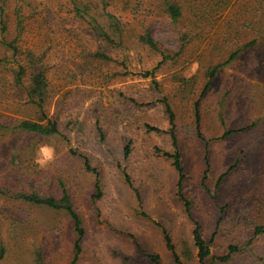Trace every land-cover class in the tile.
I'll use <instances>...</instances> for the list:
<instances>
[{
	"label": "rangeland",
	"instance_id": "1",
	"mask_svg": "<svg viewBox=\"0 0 264 264\" xmlns=\"http://www.w3.org/2000/svg\"><path fill=\"white\" fill-rule=\"evenodd\" d=\"M164 1L0 0V264H201L196 224L204 264H264V0H169L176 21ZM28 51L42 108L27 93L33 69L15 80ZM17 120L61 134L3 126ZM42 143L55 149L44 168ZM63 191L84 229L78 253L68 214L15 196Z\"/></svg>",
	"mask_w": 264,
	"mask_h": 264
},
{
	"label": "trees",
	"instance_id": "2",
	"mask_svg": "<svg viewBox=\"0 0 264 264\" xmlns=\"http://www.w3.org/2000/svg\"><path fill=\"white\" fill-rule=\"evenodd\" d=\"M78 0H71V2L76 6ZM165 5V11L170 15L171 19L173 21H176L178 17L181 15V10L180 7L174 3L173 1L165 0L164 1ZM5 10L0 4V30L2 33H4L7 30V25H6V20H5ZM109 18L114 20L113 27L116 29L117 32H120L119 28V19L114 17L113 15L109 14ZM98 27V28H97ZM93 27L94 30L99 34V36L107 41H112L113 39L108 35L107 33L103 32L100 26ZM141 40L145 42L150 48L154 50H158V45L157 42L154 40L152 35L150 33H147L146 35H143L141 37ZM6 44L8 48H11L13 50L18 51V48L14 45V41H2ZM237 55V52H234L230 55L228 60L225 63L231 62ZM20 62V61H17ZM222 65H215L211 67L208 72H207V83L206 87H209L212 79L216 76L218 73L219 68ZM27 68H30V70L33 69L31 72V77H30V83H29V88H28V96L30 100L35 103L38 107L42 108L43 103L46 98V78L44 71L42 69V66H38L37 62L35 61V57L33 54H31L29 51L26 53V61L25 64H20L18 65V69L15 71V80L17 83H23L22 81V76L26 73ZM148 73H145L144 76H147ZM168 111L170 113L171 119L173 117L172 110L170 106L168 105ZM196 118L197 122H199V114L198 111L196 112ZM5 126V128H12L14 131H22L26 133H31V134H37L40 136L44 137H49V136H54V135H60V131L58 129V124L56 121H51L49 120L47 124H42L39 122H34L30 120H17L13 125L11 126ZM125 152L128 153V148L125 149ZM168 156H172L174 158V165L178 171H181V166H180V160H179V155L174 154L171 155L169 153H165ZM84 164L85 168L87 170H91L90 163L86 157H84ZM18 198H22L27 202L34 203V204H39L46 206L48 208L56 209V210H62L68 216L71 218L74 224V230L77 234V240L75 242V249L76 252L78 253L80 250L79 247V242L81 240V237L84 234V229L82 228L81 225V220L80 216L78 215L76 209L72 205V202L70 200V197L66 191L62 192L61 197L57 198L54 196H40L35 193H19L15 195ZM263 231L261 228H257L256 233H259ZM193 235H194V242L195 245L198 248V257L199 261L201 264H204L205 258L209 255V249L207 247V244L205 240L202 238L200 232H199V226L196 224L194 230H193ZM165 240L167 241L168 246L172 249V246L170 244V238L167 233H165ZM234 247H230V251H234ZM175 260L179 262L178 257L176 254H174ZM229 254L226 256H220L217 257L218 260L220 261H226L229 259ZM152 260L157 263L158 259L157 256L152 257Z\"/></svg>",
	"mask_w": 264,
	"mask_h": 264
},
{
	"label": "clouds",
	"instance_id": "3",
	"mask_svg": "<svg viewBox=\"0 0 264 264\" xmlns=\"http://www.w3.org/2000/svg\"><path fill=\"white\" fill-rule=\"evenodd\" d=\"M54 159H55L54 147L46 143L40 144L36 151L35 163L39 167L44 168L48 166Z\"/></svg>",
	"mask_w": 264,
	"mask_h": 264
}]
</instances>
